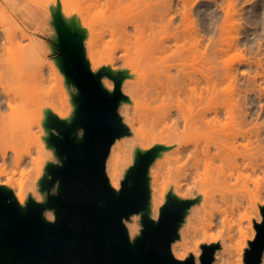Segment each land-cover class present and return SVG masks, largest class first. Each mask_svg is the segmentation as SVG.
Wrapping results in <instances>:
<instances>
[{"label":"bare ground","instance_id":"obj_1","mask_svg":"<svg viewBox=\"0 0 264 264\" xmlns=\"http://www.w3.org/2000/svg\"><path fill=\"white\" fill-rule=\"evenodd\" d=\"M85 1L92 2V0H82V5L80 1L79 5L85 9L83 11H86L87 15H90L89 10L94 8L91 9L93 5L90 4L95 6V0L87 5L84 4ZM113 1L116 0H111V8L114 6ZM123 1H118L116 5L118 11L122 7H128ZM96 2L95 7L101 4V0ZM130 4L144 6L140 17L125 18L119 23L109 24L108 29L105 30L108 34L118 37L119 43L115 49H122L120 56L124 57L127 67L128 76L123 81L122 90L128 96V100L120 102L119 112L130 132L127 138L119 137L113 143L107 158L106 170L110 184L120 189L125 167L129 165L130 159L134 160L137 148L148 149L155 145L167 147L149 170L150 216L157 218L168 189L179 197L192 196L193 191L188 186L189 182L217 180L219 173L223 170L224 162L228 163L230 177L234 178V184H237L239 182L238 141L239 137H244L245 134L239 133V115L235 104L229 105L223 113L218 107L212 105L211 98L208 97L211 90L210 52L206 34L197 30L193 21L190 20L194 6L190 4L184 7L182 15L184 32L180 34L176 26L177 11L173 0H132ZM3 5L0 3V15L5 11L3 8L6 6L3 7ZM106 15L107 11L104 10L93 14L94 17H106ZM230 15L228 11L227 17L229 18ZM1 18L7 20L4 15L0 16V145L5 141L13 140L20 131H23L22 127L15 126V115L29 111L32 101L29 98L31 96L9 88L6 81L14 82L15 79H19L43 83L47 80L43 68L35 71L34 59L39 54V42L36 45L35 41L30 40L32 37L28 36L29 44L33 42L30 46L32 54H35L31 55L33 63H29L30 56L25 54V45L21 44L23 42L21 38H25L23 36L26 32L23 30L22 35H17L19 34L17 29L16 34L15 29L11 26V29L8 28L4 24V19ZM13 19L16 20V18H11L14 25L16 23ZM12 23L9 20L8 24L12 25ZM130 26L134 28V32L129 30ZM20 30L21 34L22 30ZM25 36L27 37V34ZM226 43L228 49L235 46L234 40L226 41ZM86 52L90 68L96 70L99 62L91 39L88 40ZM221 52H224L223 48ZM241 52L237 56L238 63L252 60L250 57L246 59ZM15 54H18L17 60ZM231 65L227 63L225 75L232 81L235 75ZM22 66L26 69H22ZM30 66L31 70H34L28 74L27 68L29 69ZM51 68L55 79L63 76L56 64H51ZM258 72L260 77L263 73L261 78L264 79V72ZM105 85L112 89L107 81ZM66 102L61 110L53 109L51 112L60 118L70 120L71 110ZM42 123L41 118L38 124L41 128L45 127ZM38 148L40 152H44L45 143L40 141ZM0 160L2 161L0 176L7 178L4 182H0V185L14 189V186L18 184V190L14 195L20 204L24 205L30 191L25 190L22 183L17 182L14 176L19 170L22 175L27 173L25 156L15 151L9 159V153L1 150ZM9 165L13 167L9 168ZM44 167L41 161L34 170V179L37 184ZM253 168L256 167L253 166ZM32 191L36 198L37 191ZM258 201L257 199L256 202ZM234 210L233 205L231 213L223 210L210 212L208 217L202 218L203 227L196 233L207 243L221 240V247L215 252L213 264H235L227 258L229 249L227 240H232L239 233L244 239L255 236L254 231L247 236L245 227L232 217ZM199 211L208 212L207 203L202 202ZM137 215L127 222L131 237L140 231L138 225L140 214ZM244 217L251 222V216L246 214ZM220 227L226 231L225 235L211 231ZM189 230L190 228L184 222L179 230L180 238L172 243V252L178 259H185L191 254L195 261L200 263L202 252L189 249L187 246ZM238 244L241 260L245 242L240 240ZM262 264H264V253Z\"/></svg>","mask_w":264,"mask_h":264},{"label":"water","instance_id":"obj_2","mask_svg":"<svg viewBox=\"0 0 264 264\" xmlns=\"http://www.w3.org/2000/svg\"><path fill=\"white\" fill-rule=\"evenodd\" d=\"M51 14V44L70 92L71 119L47 111L43 120L50 128L45 142L56 161L46 162L38 180L42 200L29 195L22 205L10 187L0 185V264H213L220 243L203 244L200 263L193 255L178 259L172 252L199 196L184 198L169 190L158 218L150 216L149 170L167 147L137 148L120 189L110 184L111 147L130 135L119 112L120 102L128 100L122 90L127 71L110 66L93 71L86 57V28L64 16L60 1ZM105 76L114 81L112 90L103 85ZM49 211L53 220L46 216ZM261 212L245 264L262 261L264 205ZM135 214H140L141 229L131 238L125 221Z\"/></svg>","mask_w":264,"mask_h":264},{"label":"rangeland","instance_id":"obj_3","mask_svg":"<svg viewBox=\"0 0 264 264\" xmlns=\"http://www.w3.org/2000/svg\"><path fill=\"white\" fill-rule=\"evenodd\" d=\"M58 1L61 2L62 12L66 18L75 17L86 28L85 50L88 40H93L96 59L99 62L98 68L93 71H97L102 66H110L115 70L123 68L127 71L125 59L120 56L122 49L119 48L121 51L115 49L119 43L118 37L108 34L105 30L108 29L109 24L119 23L125 18L140 17V13L144 8L142 5H131L130 2L132 0H124V4L128 7H122L118 11L116 5L119 0L113 1L114 6L112 8L110 5L111 0H101L100 6L98 5L97 7L95 6L98 1L96 2L95 0V6L90 4L93 5L91 9L94 8L89 10L90 15H87L86 11H83L85 9L81 6L82 0H0V3L4 4L3 7L6 6V9H3L7 13L2 10L4 14L0 15L1 17L4 15L7 18L6 21L5 18H1L2 20L4 19V24L8 28L11 26L15 29V33L18 31L17 33L19 34H16L19 36L23 34V30L26 32L23 36L25 38H21L23 42L20 41L19 36L18 39L21 44L23 43V46L25 45V54L27 53L26 55L30 56L28 59L29 63H33V58L31 57L35 55L34 53L32 54L30 47L33 42L31 44L29 42L30 40L35 41L36 45L39 42V54L36 58L34 57L35 71L43 68L47 76V80L43 83L19 79H15L14 82L6 81L9 88L18 93L31 96L29 98L32 101L29 111L19 112L15 115V126H18V128L22 127L23 131H20L13 140L5 141L0 145V151H7L9 159H11L15 151L25 156L27 160L26 168H28L27 173L22 175L20 170L17 169L19 171H17L14 178L17 182L22 183L25 190L30 191L28 196H34L32 190L37 191V200L38 198L42 200L43 195L38 189V184L35 183L34 170L38 166V162L42 161L45 166L47 161H56L53 151L47 147L45 142L50 128L47 126L39 127V120L41 118L45 119L47 111L53 109L61 110L65 101L69 104L71 113L73 109L70 92L64 76H59L55 79L51 68V64H56L55 52L51 44L55 35L52 25L51 7L56 6ZM79 1L81 5H79ZM173 1L177 11L176 26H178L180 34L184 32L183 9L190 4L194 6L190 20L193 21L197 30L206 34L210 52L211 90L208 97L211 98L212 105L218 107L223 113L229 105L235 104L236 112L239 115V133L245 134L244 137L240 136L238 141L239 182L237 184H234L235 179L230 177L227 162L223 163V170L219 173L217 180L189 182L188 186L192 188L193 195H188L184 198L199 196L200 203L193 205L186 217L185 224L190 228L187 246L189 249L203 252V244H221V240L212 243L204 242L202 236L196 235L203 227L202 218L208 217L210 212L223 210L231 213V207L234 205L235 212L232 217L245 227L247 236H250L252 231H254L256 236L255 223L263 220L261 206L264 205V79H262L263 73H261V78L258 71L264 72V0ZM89 2L85 1L84 4L87 5ZM88 8L90 9V7ZM103 10L107 11L106 17L93 16L94 13H100ZM228 11L231 14L229 18L227 17ZM11 16L16 18V20L13 19L14 23H16L14 25ZM9 20L12 25L8 24ZM129 30L134 32L132 26L129 27ZM26 34L27 37L25 36ZM28 36L32 38L29 40ZM231 40H234L235 46L232 49H228L226 41ZM221 48L224 49V52H221ZM34 50L33 52H35ZM240 52L245 55L246 59L250 57L253 61L247 62L249 61L247 60L238 63L237 56ZM15 59H18V54H15ZM227 63L232 64V72L235 75V79L232 81L225 75ZM23 68L25 67L22 66ZM29 69L31 70V66ZM29 69L27 68L28 74H31L30 72L34 69L31 71ZM105 81L112 86V89L114 88L112 79L107 76L102 79L103 85L112 90L105 85ZM224 120L228 121V119ZM40 141L45 143L44 152L39 151ZM132 163L133 160L130 159L129 165L125 167L124 174ZM1 166L2 161L0 160V168ZM253 166L256 168L254 169ZM11 167L13 165H9V168ZM8 175L12 176L11 173H8ZM5 180H7L6 176H0V182ZM14 187L12 190L15 194L18 190V184ZM168 190L165 194V200ZM257 199L259 200L258 202H256ZM202 202L207 203L208 212L199 211ZM246 214L251 216V222L247 217H244ZM46 216L48 219H54L52 211L47 212ZM136 216L138 215L135 214L129 220H126V225L127 222L133 220ZM138 225L141 229L140 216ZM250 226L251 228H249ZM211 231L214 233L219 232L222 235L226 234L223 227L214 228ZM255 236L244 239L239 233L232 240H227L226 243L229 246L227 258L235 264H245L246 249L249 248V242ZM240 240L245 242L241 260L239 259L238 244Z\"/></svg>","mask_w":264,"mask_h":264}]
</instances>
